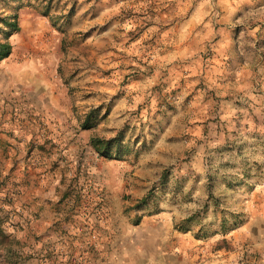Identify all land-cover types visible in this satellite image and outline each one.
I'll return each mask as SVG.
<instances>
[{"label":"rangeland","instance_id":"374dc122","mask_svg":"<svg viewBox=\"0 0 264 264\" xmlns=\"http://www.w3.org/2000/svg\"><path fill=\"white\" fill-rule=\"evenodd\" d=\"M0 44L51 205L0 180V264H264V0H0Z\"/></svg>","mask_w":264,"mask_h":264},{"label":"crops","instance_id":"0c3cea01","mask_svg":"<svg viewBox=\"0 0 264 264\" xmlns=\"http://www.w3.org/2000/svg\"><path fill=\"white\" fill-rule=\"evenodd\" d=\"M24 156L22 155L20 149L17 151L10 148L5 154L0 149V180H5V193L8 195V198L12 199L11 204L13 208L27 216L34 211H38L42 205L47 209L51 205L40 202L41 199L37 197L40 191L39 189L34 188L32 185L33 181H30V179H32L31 175L34 173V169H32V167L38 166L33 164L34 154H32L27 160H25ZM27 182H30L29 187L27 186ZM54 185L55 184H53L51 188L55 190L56 185ZM54 199H56V197H54ZM71 228L74 229V227L70 226V229ZM80 235L81 234H79V236ZM81 236L83 237V235ZM81 241H83V239H81ZM99 249L97 248V250H95L98 252ZM92 250L94 251V249ZM85 251H87V248ZM108 252L109 253L106 252L107 254L105 256L107 260L102 261V259L99 258L94 262H92V259L88 253H83L84 255L82 253L81 254L83 257L91 260L88 261L89 264H118L117 261L113 259L114 254H112L110 251ZM99 254L101 255V251Z\"/></svg>","mask_w":264,"mask_h":264},{"label":"trees","instance_id":"16d2710c","mask_svg":"<svg viewBox=\"0 0 264 264\" xmlns=\"http://www.w3.org/2000/svg\"><path fill=\"white\" fill-rule=\"evenodd\" d=\"M8 54H9V46L7 44H0V60L5 58ZM107 157H110V155H107Z\"/></svg>","mask_w":264,"mask_h":264}]
</instances>
